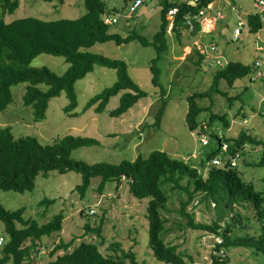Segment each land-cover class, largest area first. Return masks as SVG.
I'll return each mask as SVG.
<instances>
[{
	"label": "trees",
	"instance_id": "obj_1",
	"mask_svg": "<svg viewBox=\"0 0 264 264\" xmlns=\"http://www.w3.org/2000/svg\"><path fill=\"white\" fill-rule=\"evenodd\" d=\"M125 1L129 4L133 0ZM213 1L160 0V24L152 37L135 28L127 34L113 30L112 27L124 17L119 13L121 10L110 8L105 0H85L87 11L75 19L46 20L31 15L7 21L4 16L0 17V111L6 110L14 100L12 87L25 82L27 85L23 101L26 106L32 107L35 121L46 119L50 101L63 92L69 100L64 111L76 116L80 114L76 111L79 105L76 83L92 72L96 65H100L116 69L117 80L91 97L84 110L94 107L96 112H103L110 99L121 93L119 105L109 112L113 117H121L142 98L153 94V97L160 99L154 123L160 126L168 106L169 94L161 82L157 61L164 54L172 56L173 42H177L181 48H176L172 57L183 55L185 47L190 46L183 39L184 31L192 36L201 33L205 17L201 10H205L207 14L214 10L218 11L209 7ZM20 5L21 0H0V7L4 13H13ZM175 7L178 10L171 19L169 12ZM232 7L237 10L236 6ZM262 14L261 11L246 13V22L252 33H258L264 28ZM106 15L118 17V21L113 24L107 23ZM108 41H115L118 45L139 41L143 46L153 47L157 51L151 66L152 83L155 86L153 93L144 89L131 76L126 59L90 50L95 44ZM195 52L200 54L197 64H201L206 58V53L196 46ZM41 53L63 56L69 63L67 70L63 74H58L48 66H32V61ZM255 62L229 60L225 66H219L214 71L212 85L207 90L188 95L185 119L192 132L207 131L200 119L204 111L210 112L209 127L216 121H222L225 130L230 127L231 120L227 113L221 115L215 112L211 105L204 106L200 101L204 98L213 99L215 92L228 95L219 88L222 80L230 86H234L237 80L246 76L254 81V75L258 70ZM262 63V75L259 76L261 78L264 72L262 69L264 62ZM228 100L232 104L233 99L229 97ZM209 135L215 140V145L206 152L200 166L183 158L174 157L165 150H153L148 156L139 154L135 159H123L119 163L105 161L89 163L74 158L72 153L81 147L102 145L97 137L68 134L45 144L34 135L16 137L12 125L0 126V189L33 191L38 176L48 177L52 171L80 173L82 182L76 186V190L82 198L86 196L94 177H101L98 185L101 193L108 182H116L118 189L123 181H126L130 192L136 198L148 201L146 215L149 246L156 259L166 264H197L192 254L181 250L177 244L165 238L169 222L165 211H169L168 203L172 193L181 191L185 199L181 201L179 213L186 218L188 227L203 234L220 237L215 243L214 251L211 252V259L198 264H229L227 252L235 247L252 249L261 256L264 264V177L263 186L257 189L253 180L246 179L243 171L239 169L241 160L242 163L250 165L247 155L251 146L252 149L261 147L258 158L251 165L264 167V139L245 128L236 136L223 134L221 137L219 133L212 131ZM223 142L229 146L227 152L222 150ZM238 153L241 159L237 165L232 166L230 159ZM219 154L228 160L226 164H208ZM197 198L199 202H206L214 209L216 218L211 223L197 221L195 213L189 209ZM56 201V198L45 197L40 204L50 205ZM238 206L253 208L259 222L257 230L252 231L254 228L252 220L248 216L244 217ZM25 211V207L10 210L0 201V221L4 223L6 233L1 235L4 241L2 246L0 245L2 252L0 264H7L10 261L13 264H38L43 248L41 246L43 237L52 236L63 229L66 217L64 211L56 213L45 223L25 218ZM90 211L88 215L92 214ZM104 220L103 218L97 227L87 223V230L102 236ZM236 230L242 233L236 234ZM75 242L76 237L68 241L61 239L56 243L50 254L58 255L49 264H142L135 251L123 249L119 242L111 245L114 250L112 254H104L96 242L82 241L74 246ZM61 251L62 253H59Z\"/></svg>",
	"mask_w": 264,
	"mask_h": 264
},
{
	"label": "rangeland",
	"instance_id": "obj_2",
	"mask_svg": "<svg viewBox=\"0 0 264 264\" xmlns=\"http://www.w3.org/2000/svg\"><path fill=\"white\" fill-rule=\"evenodd\" d=\"M105 1L110 8L121 10L119 13L123 14L124 20L130 23L126 24L125 29H120V32L127 34L135 28L152 37L158 30L160 0L147 2L135 14H128L126 10L128 2L125 0ZM261 1L214 0L211 3L212 6L214 5L213 8H221L225 13L224 18L217 20L215 29L207 33L203 31L202 25V31L197 36L184 31L183 39L192 47L191 52L181 57H172L175 51L181 48L177 42H173L172 56L164 54L157 61L161 82L168 89L169 94L168 106L160 126L154 124L160 99L153 97V94L142 98L121 117H113L109 114L119 105L121 93L110 99L103 112H96L94 107L84 110L91 97L117 80L116 69L100 65H96L92 72L76 83L79 100L76 111L80 114L72 116L64 111L69 100L63 92L50 101L46 119L35 121L32 107L24 104L23 94L27 83L22 82L12 87L14 100L6 110L0 111V126L12 125L16 137L34 135L45 144L68 134L97 137L102 145L81 147L72 153L74 158L89 163L101 161L119 163L123 159H135L139 154L148 156L153 150H165L174 157L183 158L200 166L206 152L215 145V140L209 135L211 131L219 133L221 137L223 134L236 136L245 128L264 139V72L262 78L255 75L253 81L246 76L237 80L234 86L222 80L219 88L228 95L215 92L213 99L204 98L200 101L204 106L211 105L213 110L221 115L227 113L231 120L227 130L223 128L222 121H216L212 127H209L210 112L204 111L201 114V121L208 127L207 134L210 140L208 145H203L200 136L193 134L185 119L188 111V95L207 90L212 85L214 71L220 65L215 58H205L201 64H197L200 54L195 52V46L200 49L204 47L202 45L210 46L217 43L218 50L215 52L210 50L214 57L222 55L228 61L240 60L243 63H253L257 59L264 62V28L258 33H252L245 17L246 13L261 11L264 7ZM231 6H236L237 10ZM86 11L85 0H21V5L13 13H4L0 7V17L4 16L7 21L31 15L46 20L75 19ZM240 21L244 24L239 37H236V28ZM209 22L211 24L212 20ZM204 25L206 28L207 25L205 23ZM112 29L117 31L116 27ZM189 49L185 47L184 51L188 52ZM90 50L126 59L130 74L135 81L150 93L154 92L151 66L157 51L153 47L143 46L139 41L121 45L115 41H108L97 43ZM32 66H48L58 74H63L69 63L63 56L41 53L32 61ZM262 69L264 71V66ZM229 97L233 99L232 104L228 100ZM260 151L261 147L252 149L251 146L247 155L250 165L242 163L241 160L239 166L245 178L253 180L257 189L263 186L264 167H254L251 163L258 158ZM100 181L101 177H94L86 196L82 198L76 190V186L82 182L80 173L52 171L48 177L38 176L33 191L17 192L0 189V201L10 210L25 207V218L36 219L40 223L47 222L60 211L65 212L62 231L43 237L41 241L43 248L38 264H49L58 255V253L54 256L50 254L56 243L61 239L68 241L74 237H76L74 246L82 241L96 242L104 254H112L114 250L111 245L119 242L123 249L135 251L142 264H166L156 259L149 246L147 199L136 198L130 192L126 181H123L118 189L116 182H108L101 193L98 190ZM45 197L56 198L57 201L50 205L40 204ZM184 199L185 196L181 191L172 193L168 203L169 211H165L169 219L165 238L177 244L181 250L192 254L197 264L207 262L211 259V252L214 251L215 243L220 237L203 234L188 227L186 218L179 213L181 201ZM92 208L95 213L88 215ZM239 208L244 217L248 216L252 220L251 223L254 225L252 231L257 230L259 222L253 208ZM189 209L195 213L197 221L211 223L216 218L214 209L206 202H199L198 198ZM103 218L105 220L102 236L87 230V223L97 227ZM4 228V223L0 221V236L6 235ZM239 233L242 232L236 230V234ZM227 256L229 264H263L261 256L247 247L232 248L228 250Z\"/></svg>",
	"mask_w": 264,
	"mask_h": 264
},
{
	"label": "built area",
	"instance_id": "obj_3",
	"mask_svg": "<svg viewBox=\"0 0 264 264\" xmlns=\"http://www.w3.org/2000/svg\"><path fill=\"white\" fill-rule=\"evenodd\" d=\"M149 1H151V0H133V1H131L128 4V14H133V13L138 12L141 9V7L144 4H146L147 2H149ZM185 1L196 2L197 0H185ZM261 3H264V0H262ZM209 7L212 10H214V8H213V6L211 4H209ZM177 10H178V8H176V7L172 8L170 10L169 17L171 19H173V15L177 12ZM261 12H263L262 17H263V20H264V7L261 9ZM201 14L205 15V17L203 19V23L205 22V24L207 25L206 29H205V25H203L204 31H207V32L211 31L214 25H213V22L209 25L208 21H210L212 18H210V16L208 15L209 13L207 14L205 12V10H201ZM124 16H126V15H124ZM223 17H224V13L222 11H220V10L215 11V20L216 21H217V19L223 18ZM105 21L107 23H110V24L112 23L113 24V23H116L118 21V17H113V16L106 15ZM190 23H191V26H193L191 21H190ZM243 24H244L243 21L239 22V26L236 28V34H235L236 37H239ZM202 46H204V47H200V49H201L202 52H205V53L207 51H210V50H212L214 52L218 50V46L215 45V44H211L210 46H205V45H202ZM215 59H216L217 63L220 64L219 66H221V67L225 66L228 63V60L223 58V56H219L218 55V56L215 57ZM262 64L263 63H262L261 60H257L255 62V66L258 69L255 75H257L258 77L262 75V70H261ZM255 75H254V77H255ZM203 128L205 130L208 129L207 125H204ZM193 134H197V135L200 136V139H201V142H202L203 145H208L209 144L210 140L208 139L207 131H202L200 133L194 132ZM221 147H222L223 152H227L228 149H229V146H228V144L226 142H223L221 144ZM196 154H197V152H196ZM239 158H240V154L239 153L236 156L231 157V159H230L231 165L232 166L237 165L239 163ZM227 161L228 160H226L224 158V155L219 154L214 159H212L208 164L213 163V164H216V165H224V164L227 163ZM90 213L93 214L94 213V209H92L90 211ZM3 241H4V238L1 236L0 237V244H2Z\"/></svg>",
	"mask_w": 264,
	"mask_h": 264
},
{
	"label": "crops",
	"instance_id": "obj_4",
	"mask_svg": "<svg viewBox=\"0 0 264 264\" xmlns=\"http://www.w3.org/2000/svg\"><path fill=\"white\" fill-rule=\"evenodd\" d=\"M234 5H235V2H234ZM213 6H214V5H213ZM231 7H232V6H231ZM119 8H120V7H119ZM215 9H218V10H219V9H221V8L216 7ZM126 10H127V8H126ZM231 11H232V9H231ZM208 15L210 16V18H212L211 20H212L214 26H213V28H212L211 31H209V32L206 31V32H207V33H211V32L215 29V27H216V22H217V21L215 20V11H213L212 13H209ZM212 22H211V23H212ZM204 23H205V22H204ZM204 23H203V25H204ZM126 24H130V23L127 22V21H125L124 18H121L120 21H119V23L115 25L116 30H117V31H121L120 29H125ZM208 24L210 25V22H209V21H208ZM205 29H206V28H205ZM203 31H204V28H203ZM202 43H203V42H202ZM212 43H214V42H212ZM215 44H217V43H215ZM186 47H188V48H190V49H189L188 52H187V51L184 52L183 55H184V54H187V53H190L191 50H192V47H191V46H186ZM208 52H209V53H206V54H207V55H206V59H207V58H213L214 54L210 53V51H208Z\"/></svg>",
	"mask_w": 264,
	"mask_h": 264
}]
</instances>
